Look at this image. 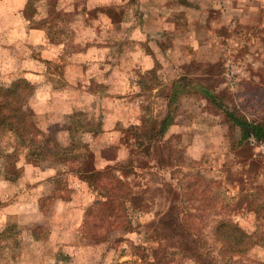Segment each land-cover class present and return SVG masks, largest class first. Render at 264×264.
<instances>
[{"label": "rangeland", "instance_id": "rangeland-1", "mask_svg": "<svg viewBox=\"0 0 264 264\" xmlns=\"http://www.w3.org/2000/svg\"><path fill=\"white\" fill-rule=\"evenodd\" d=\"M35 1L40 5L26 16L32 26L45 28L59 55L39 59L52 74L37 76L45 100L35 105L33 95L29 105L43 130L64 146L74 142L73 155L89 149L97 168L117 167L116 175L130 183L125 205L131 223L99 220L90 214L103 199L99 189L62 164L29 163L26 149L6 158L13 144L2 139L0 212L20 197L26 215L6 210L8 217L0 216V231L15 224L17 240L0 234V243L29 241L33 233L45 243L6 250L10 263L21 254L43 256L53 242L60 247L55 254L72 256L73 264H139L143 255L155 264L171 258L170 264H264V152L251 144L252 135L241 140L240 127L227 114L264 123V8H256L264 0H245L253 7L243 10L226 9L220 0L214 8L195 10L194 23L185 15L191 8H184L186 0ZM108 17H143L150 24H95ZM4 37L9 40L0 41V82L9 85L28 78L23 63L32 57L17 54L34 56L42 47L30 50L14 34ZM150 37L173 50L167 59L155 42L153 66L143 73L148 61L139 55ZM67 62L70 79L57 74ZM132 125H141L142 140L126 132ZM132 160L133 171L123 175L118 167ZM219 218L250 235L254 244L245 254L224 256L214 236ZM3 257L0 250V264Z\"/></svg>", "mask_w": 264, "mask_h": 264}, {"label": "trees", "instance_id": "trees-1", "mask_svg": "<svg viewBox=\"0 0 264 264\" xmlns=\"http://www.w3.org/2000/svg\"><path fill=\"white\" fill-rule=\"evenodd\" d=\"M110 12L107 14L113 18L114 13L111 8ZM35 90V85L23 77L17 78L9 85H3L0 82V142L2 139L10 138L13 144V146L11 144L13 151L7 152L5 157H13L26 149V158L29 163L38 165L49 160L62 164L64 168L75 172L79 179L88 183L89 187H95L101 191L103 199L96 200L97 207L92 208L90 214L98 215L99 220L115 226H129L131 222L127 215L125 199L130 195V183L116 175L117 167L108 165L103 169L97 168L93 151L88 149L83 154L73 155L71 151L75 148L74 142L70 146H64L51 132L43 130L38 123L37 112L29 105V98L35 95ZM227 114L232 122L240 127L241 140H247L251 135L258 141L264 140L263 122L250 121L231 112ZM140 126L132 125L126 130L127 133L132 131L131 134L136 142L142 140ZM126 139L124 142L129 145V137ZM130 150L133 153L134 150L132 148ZM2 155L0 151V156ZM10 164L13 168L15 167L11 162ZM131 166H133V160L118 167V170L127 176L133 171ZM214 236L217 237H215L216 240L222 242V248H225L224 256L229 258L235 257L230 253L239 256L245 254L254 244L244 229L226 218H219L215 221ZM143 257L145 258L139 264H155L151 261L152 257L148 258L146 255ZM171 260L172 258L166 262L162 261V264H170Z\"/></svg>", "mask_w": 264, "mask_h": 264}, {"label": "crops", "instance_id": "crops-1", "mask_svg": "<svg viewBox=\"0 0 264 264\" xmlns=\"http://www.w3.org/2000/svg\"><path fill=\"white\" fill-rule=\"evenodd\" d=\"M90 1V0H88ZM224 1V6L226 9L229 10H236V9H241L243 10L244 8H248V7H253V6H247V1L245 0H223ZM189 2V3H188ZM187 2V0L184 2L185 6L184 8L191 7L188 8L185 11V15L188 18L190 23H194L195 20L193 18H190L192 15L196 16L197 14V10H203L205 8H214V6H216V3H220V0H189ZM191 2V3H190ZM40 3L38 1L35 0H0V41H8V37H4L3 36H7L8 34H14L16 36H18L22 41H26L29 43L28 49H32L33 47H42V52H38L35 51V53H37V55L28 56V53L26 52L25 54L22 53L21 55L17 54L19 56V59H23L26 57H32L29 58V60H25L24 61V70L25 72H23L25 74V77H28L27 79H29V81L31 80L33 82V84H36V93H35V105L38 104H42V101L45 100V97H43V89H45L43 87V84H40L43 81H38V77H40V75L43 74H52L51 70L46 69L45 65H41V61L39 59H42L43 63L46 60L49 61H54L58 57V51H56V48H58V44L54 43L48 36L47 31L45 30V28L43 26L39 27V26H32L35 24V22L29 20V18L26 16L28 11H33L36 10L35 8H37L36 6H39ZM100 5L103 4H108L107 0H99ZM256 8H258L259 10L264 8V5H262L261 3H257L256 4ZM193 9V10H190ZM196 10V11H195ZM29 15V13H28ZM125 19H121V20H113L111 18H106L104 19L103 22H101L100 20L98 21L99 23H95L101 26H122L123 24H127L128 22H131V24H134L135 26L139 25V22H142L143 25H149L150 24V20L149 19H144L142 17L141 20L139 19H133L131 21L125 22ZM151 39L148 40L146 42V46L148 48V50H146V52L143 54L141 53L139 56L142 59H145L146 61H148V64H146L141 70L142 72H148L150 68H152L153 66V62H154V52L156 51L155 47H154V43L156 42V47H159L158 44H160V50L161 53L164 57H166L167 59H170L171 55L170 52H172L173 48L170 49H166L165 46L162 45V42L159 43L156 40H153L152 37H150ZM149 46V47H148ZM150 48V49H149ZM156 54V53H155ZM157 58H159V55H156ZM150 58V59H149ZM153 58V59H152ZM31 61L33 62V65H31ZM169 61V60H168ZM59 62H62V60L60 59ZM31 63V64H30ZM70 62L66 63V66L63 68L62 66L59 67V69H64L63 71H58L57 74L62 75L65 72V78H69L70 79V71L71 69H69V67L71 66V64H69ZM42 66V69H41ZM180 65H178L177 67H179ZM135 67L137 68L138 65H135ZM138 72H139V67H138ZM179 71H181V66L179 67ZM38 76V77H37ZM30 81V82H31ZM40 91V92H39ZM32 166V165H30ZM23 170H25L27 167H22ZM51 178V177H50ZM10 206V207H9ZM23 206V203L20 201V197L18 201L15 202H7L5 207H9L8 212L11 214L10 216H15L17 218H19L21 216V214L26 215V210L22 211L23 209H20L19 207ZM5 211H1L0 212V216L7 218V212ZM2 212H5V214L3 215ZM15 224L10 225V227H6L3 231H0V234L3 236V239L7 238V239H13L16 240V231H15ZM18 229V228H17ZM9 230H11V233L9 234V237H7L6 233L9 232ZM18 231L21 233V229H18ZM6 232V233H5ZM33 238H31V240L29 241H23V242H17V240L14 242L13 245H9L7 243H0L2 245H0V250L2 251V254L6 257L7 254H5L4 252L6 250L12 251V253H15L14 251L18 250H27L28 247H30L29 249H37L38 247L40 248L42 245H45V243H41L38 238L35 237V234L33 233ZM6 239V240H7ZM39 240V241H38ZM4 242V241H3ZM48 245V249L44 250L47 251L49 253V256H46L47 252H45L43 254V256H39L37 255V253L32 252V256H30L29 258L23 256L22 254L20 255V257L18 258V260L16 261V264H73L72 261V256H67L64 255V257H60L58 254H55V252H57L59 250V245L57 243H49ZM33 246V247H31ZM25 247H27V249H24ZM54 248V250H53ZM20 254V253H18ZM17 255V254H16ZM45 255V257H44ZM3 257V263L4 264H12L10 262H13L14 259L13 258H5ZM74 259V258H73Z\"/></svg>", "mask_w": 264, "mask_h": 264}, {"label": "built area", "instance_id": "built-area-1", "mask_svg": "<svg viewBox=\"0 0 264 264\" xmlns=\"http://www.w3.org/2000/svg\"><path fill=\"white\" fill-rule=\"evenodd\" d=\"M249 139L252 145H258L262 152H264V143H258L257 139L253 135Z\"/></svg>", "mask_w": 264, "mask_h": 264}]
</instances>
